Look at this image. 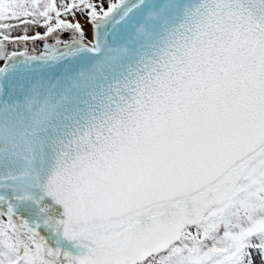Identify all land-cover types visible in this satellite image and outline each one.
I'll return each mask as SVG.
<instances>
[{"label": "snow or ice", "instance_id": "6c2138e0", "mask_svg": "<svg viewBox=\"0 0 264 264\" xmlns=\"http://www.w3.org/2000/svg\"><path fill=\"white\" fill-rule=\"evenodd\" d=\"M0 264H264V0H0Z\"/></svg>", "mask_w": 264, "mask_h": 264}]
</instances>
